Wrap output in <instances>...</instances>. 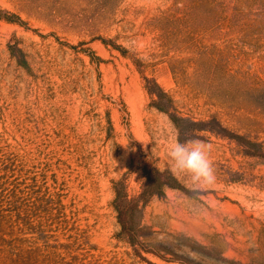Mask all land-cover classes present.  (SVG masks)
<instances>
[{
    "label": "rangeland",
    "instance_id": "obj_1",
    "mask_svg": "<svg viewBox=\"0 0 264 264\" xmlns=\"http://www.w3.org/2000/svg\"><path fill=\"white\" fill-rule=\"evenodd\" d=\"M143 75L240 138L179 131ZM177 139L212 145V184L173 173ZM242 140L264 153V0H0V166L29 201L28 264H264V156ZM144 165L183 188L140 205L132 246L113 183L136 195Z\"/></svg>",
    "mask_w": 264,
    "mask_h": 264
},
{
    "label": "trees",
    "instance_id": "obj_2",
    "mask_svg": "<svg viewBox=\"0 0 264 264\" xmlns=\"http://www.w3.org/2000/svg\"><path fill=\"white\" fill-rule=\"evenodd\" d=\"M5 18L11 21L22 22L18 16L13 14H7ZM10 52L16 57L18 64L27 67L22 52L16 46L10 45ZM143 78L149 94L152 97L156 96L158 99V101L153 102L154 105L168 114L179 131L184 127L185 130L190 132V138L196 136L195 132L200 129H207L232 138H240L239 135L232 133L220 123L216 125L215 129V127L211 125V120L190 121L184 119V117L178 115L174 109L168 107L170 99H168L167 94L161 89L158 83L154 79L144 75ZM165 102H167V107ZM183 121L189 122L190 124H183ZM242 142L249 144L251 148H253V146L250 144H254V149L252 150L254 153L251 154L264 156L263 151L255 147L259 143L243 140ZM11 165L10 161L2 160L0 166V264H28V257H25V252L20 251L17 247V237L14 236V231L17 224H28L29 201L19 200L18 195L20 189L11 182L13 181V179H11ZM142 176L143 181L141 190L136 195L132 196L128 195L122 178L113 183L114 198L112 199V206L116 212V220L119 224L118 233L132 246H135L137 242H139L138 232L134 222V213L139 210L140 205L146 203L152 195H163L165 187L183 188L177 178L168 170H158L155 167L144 165Z\"/></svg>",
    "mask_w": 264,
    "mask_h": 264
},
{
    "label": "clouds",
    "instance_id": "obj_3",
    "mask_svg": "<svg viewBox=\"0 0 264 264\" xmlns=\"http://www.w3.org/2000/svg\"><path fill=\"white\" fill-rule=\"evenodd\" d=\"M211 150L212 145L199 139L174 140L167 148L171 170L188 176L193 184L210 185L215 181Z\"/></svg>",
    "mask_w": 264,
    "mask_h": 264
}]
</instances>
